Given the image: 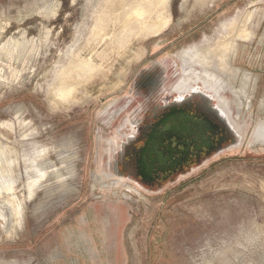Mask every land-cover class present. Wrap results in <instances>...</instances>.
Masks as SVG:
<instances>
[{
	"label": "rangeland",
	"instance_id": "1",
	"mask_svg": "<svg viewBox=\"0 0 264 264\" xmlns=\"http://www.w3.org/2000/svg\"><path fill=\"white\" fill-rule=\"evenodd\" d=\"M183 1L0 0V264H264V0ZM247 8L234 142L162 188L118 173L140 67L168 49L177 83L179 54Z\"/></svg>",
	"mask_w": 264,
	"mask_h": 264
},
{
	"label": "flooded vegetation",
	"instance_id": "2",
	"mask_svg": "<svg viewBox=\"0 0 264 264\" xmlns=\"http://www.w3.org/2000/svg\"><path fill=\"white\" fill-rule=\"evenodd\" d=\"M167 50L148 59L134 78L138 112L117 166L118 173L146 188L164 187L235 140L228 121L232 102L224 83L203 71L182 69L178 82L168 86V68L159 59ZM199 83L214 92L219 103L207 92L194 90Z\"/></svg>",
	"mask_w": 264,
	"mask_h": 264
},
{
	"label": "bare ground",
	"instance_id": "3",
	"mask_svg": "<svg viewBox=\"0 0 264 264\" xmlns=\"http://www.w3.org/2000/svg\"><path fill=\"white\" fill-rule=\"evenodd\" d=\"M185 1L186 2L183 1L184 3L182 7H185L188 2V0ZM193 1L194 6L198 7H205L207 4H211L213 2V0ZM251 11L252 10L249 8L240 10L233 21L223 23L221 30L219 31V37L215 39L216 41H213L212 39L209 41V39H207L206 42L204 41L201 45L193 46L179 54L178 57L182 62V69L203 71L210 78H214V81L221 83H226L224 78H228L229 80L237 78L236 76L239 75V70L234 66L232 59H234L237 55L240 42L252 41L256 35L252 25L253 12ZM137 14L140 17L142 16V12L139 10H137ZM160 26L162 27L160 24L157 28L159 29ZM6 28L7 27H3L2 30ZM224 87L227 89L226 84H224ZM249 88L250 77L246 76L243 78L240 88L237 90L236 87L233 86L232 91H236L238 97H245L246 100H250L249 102H251L252 100L249 99ZM240 97L239 99H241ZM259 136L264 137L263 125L259 130Z\"/></svg>",
	"mask_w": 264,
	"mask_h": 264
}]
</instances>
